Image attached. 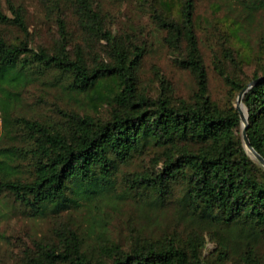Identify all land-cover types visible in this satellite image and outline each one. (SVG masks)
<instances>
[{
    "label": "trees",
    "instance_id": "obj_1",
    "mask_svg": "<svg viewBox=\"0 0 264 264\" xmlns=\"http://www.w3.org/2000/svg\"><path fill=\"white\" fill-rule=\"evenodd\" d=\"M253 1L264 7V0ZM73 2L88 52L75 45L70 53L66 23L61 18L57 44L51 50L30 49L22 10L10 5L12 19L0 13L1 23L16 26L24 35L16 43L0 36L2 130H11L17 90L30 80L32 66L66 76L68 92L93 103L105 101L110 112L98 119L59 110L63 122L59 128L19 119L33 144L27 152L32 179L14 177L13 149L0 148V192L13 196L35 216L46 206L62 204L68 189L82 199L95 200L110 187L117 165H126L135 154L152 146L158 152H154L151 168L126 173L127 188L165 198L179 186L184 210L192 220L224 227L227 235L193 231L185 240L154 241L138 236L128 248L106 241L88 252L77 233L58 232L56 245H38L36 253L27 255L22 264H211L202 253L206 238L215 242L217 256L223 260L234 245L243 248L242 264H263L256 249L264 242V169L243 146L237 109H220L208 95L207 71L194 32L193 1H183L179 20L154 15L156 24L166 32L164 42L175 55L174 63L196 80L197 90L190 102L173 101L164 93L151 98L140 92L135 71L143 49L122 37L118 40L91 0ZM101 41L108 47L104 58L93 50L94 42ZM90 54L92 63L86 57ZM224 54L232 67L240 68L233 52L226 49ZM257 58L259 62L264 59V45ZM220 62L216 59L214 70L237 97L258 81L243 93L241 101L248 113V140L264 159V65L244 81L230 75Z\"/></svg>",
    "mask_w": 264,
    "mask_h": 264
},
{
    "label": "rangeland",
    "instance_id": "obj_2",
    "mask_svg": "<svg viewBox=\"0 0 264 264\" xmlns=\"http://www.w3.org/2000/svg\"><path fill=\"white\" fill-rule=\"evenodd\" d=\"M101 14L105 26L120 40L143 49L139 67L135 71L138 90L156 98L164 93L171 100L192 101L197 83L192 73L174 63L175 55L164 42L166 32L160 28L154 15L179 20L184 0H91ZM194 5V32L207 71L208 95L220 109L236 108V92L214 70L216 59L238 80L246 81L264 59L257 56L264 45V7L253 0H192ZM12 5L22 10L29 31L28 47L52 49L58 42V19L66 23L69 51L75 45L86 52L85 34L75 14L73 0H0V13L13 18ZM0 36L7 42L24 39L19 28L0 22ZM126 44V43H125ZM107 45L94 42L93 50L104 58ZM233 52L240 68L224 59L225 50ZM90 56V57H89ZM92 63L91 54L87 55ZM32 66L30 80L17 90V101L11 112V130H2L0 111V148L13 149V176L21 181L32 179V162L27 152L33 147L19 119L44 123L53 128L62 125L59 110L106 118L110 106L105 101L90 102L85 96L68 92L69 78L57 71L40 72ZM244 112H247L243 103ZM156 149L152 146L134 155L126 165H117L108 190L95 200L82 199L67 190L62 204L46 206L35 216L7 192H0V264H22L27 255H33L38 245H56L58 232H75L85 249L91 252L97 245L111 242L128 248L138 236L149 240L175 238L185 240L193 231L227 235L224 227L211 222L202 224L185 212L181 202L182 189L174 186L165 198L149 191H132L126 186V173L151 168ZM251 158L252 156L249 155ZM253 159V158H252ZM255 160V159H254ZM2 174L0 173V180ZM243 248H230L225 260L217 256L214 241L206 238L203 256L211 264H242ZM257 258L264 264V242L256 249Z\"/></svg>",
    "mask_w": 264,
    "mask_h": 264
},
{
    "label": "water",
    "instance_id": "obj_3",
    "mask_svg": "<svg viewBox=\"0 0 264 264\" xmlns=\"http://www.w3.org/2000/svg\"><path fill=\"white\" fill-rule=\"evenodd\" d=\"M258 81H254V82H251L247 88L243 89L238 97H237V100H236V109H237V112H238V115H239V118H240V121H241V137H242V142H243V146L246 150V152L252 156L253 159H255V161L261 165L264 169V159L261 158V156L252 148L249 140H248V137H247V134H246V130H247V120H248V113L245 112V115L242 111L243 107H242V96H243V93L250 87L254 86Z\"/></svg>",
    "mask_w": 264,
    "mask_h": 264
},
{
    "label": "bare ground",
    "instance_id": "obj_4",
    "mask_svg": "<svg viewBox=\"0 0 264 264\" xmlns=\"http://www.w3.org/2000/svg\"><path fill=\"white\" fill-rule=\"evenodd\" d=\"M242 111H243V113H244V115H245V112H244V110L242 109Z\"/></svg>",
    "mask_w": 264,
    "mask_h": 264
}]
</instances>
